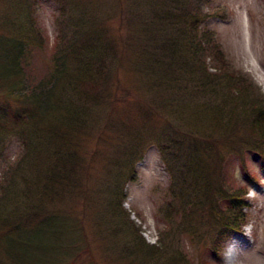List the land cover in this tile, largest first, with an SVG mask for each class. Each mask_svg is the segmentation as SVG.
<instances>
[{"label": "trees", "instance_id": "trees-1", "mask_svg": "<svg viewBox=\"0 0 264 264\" xmlns=\"http://www.w3.org/2000/svg\"><path fill=\"white\" fill-rule=\"evenodd\" d=\"M59 1L64 7L48 73L29 78L34 60L44 51L39 28L0 33V153L11 140L20 142L23 151L0 183V264H95L81 221L50 206L78 188L79 169L85 166L81 143L97 126L94 107L101 103L125 104L122 117L113 121L119 127L110 129H117L123 144L121 166L131 159L134 167L155 146L171 180L173 200L167 210L188 217L198 207H209L204 211L216 232L208 254L218 256L230 235L246 224L242 210L249 206L242 198L245 188H235L230 171L222 170L234 152L238 157L254 152L264 160V101L253 96L251 82L225 60L212 35L200 33L208 0H146L145 6L152 8L141 16L139 10L120 7L119 16L125 18L124 27L116 28L119 36L89 12L73 16L77 5L71 0ZM126 51L133 55L129 67L142 77L139 84L148 99L111 96L109 79ZM206 59L210 66H204ZM184 97L187 101L180 100ZM157 99L164 106L162 127H152L156 115L143 112L156 108ZM238 102L247 107L239 109ZM243 111L253 119L249 148L245 141H233L236 134L242 138ZM202 115L205 126L198 122ZM227 139L235 150L223 154L221 140ZM128 174V181H135L136 172ZM123 199L118 197L113 212L128 227L127 215L117 208ZM218 203L224 206L223 218L215 220L211 208ZM134 237L140 241L137 233ZM136 246L143 258L154 249ZM170 260L165 264L211 263L202 258L190 263L182 253Z\"/></svg>", "mask_w": 264, "mask_h": 264}, {"label": "rangeland", "instance_id": "rangeland-1", "mask_svg": "<svg viewBox=\"0 0 264 264\" xmlns=\"http://www.w3.org/2000/svg\"><path fill=\"white\" fill-rule=\"evenodd\" d=\"M71 1L77 5L76 12H72L73 16L89 12L95 16L100 26L109 28L110 34L118 36L119 30L116 28L119 25L124 27L125 18L119 16L120 7L130 9L132 13L139 10L140 16L152 8L151 5L145 6L146 0ZM137 3H140V8ZM62 6L63 3L59 0H0V33L8 34L13 29L15 31L24 29L26 32L27 27L39 28L41 31L44 51L37 57L34 52L36 59L29 70L31 80L43 71L48 73L50 69L56 22L61 15L64 7ZM203 12L205 18L199 25L200 33L207 31L212 35L225 60L235 70L246 75L251 82L253 96L264 101V0H208ZM141 18L144 19V16ZM178 42L182 43L183 39H179ZM209 53L206 52L204 56ZM181 57L179 62L183 60ZM132 60L131 52L126 51L121 55L122 65L112 72L109 79L112 85L111 96L118 93L117 98L129 94L142 100L148 99L150 96H147L139 84L142 77L140 80V76L129 67ZM210 64L206 59L204 66ZM207 71L212 72L210 68ZM112 98L117 100L115 97ZM180 100L187 101L185 97ZM100 105L94 107V114L99 118L95 122L97 126L93 127L87 134L88 137L84 138L85 142L81 143V160L85 162L86 168L80 162L82 165L79 169L78 188L65 199H59L57 204L55 201L50 206L52 210L70 212L81 221L95 264H165L171 261L172 256L181 253L190 263L199 262L202 258L211 262L210 264H264V160L260 155L246 152L247 154L241 153L238 157L234 152L226 157L222 171L225 169L230 171L235 188H245L242 198L249 204L248 208L242 210L246 215V224L241 227L239 233L246 242L234 256L227 253L228 249L224 248L225 242L222 251L213 257L208 254V247L216 230L214 222L207 218L204 211L209 207H198L188 217L170 213L167 204L173 200L168 193L171 180L159 151L155 146H151L142 153L141 160L135 163L134 167L131 159L124 167L121 166L120 159L125 152L122 150L123 144L118 134L116 135L117 129H114L115 133L110 129L112 126L119 127L118 123L113 121H118L122 117L121 112L125 104L117 107L103 103ZM237 105L241 110L246 106L241 102ZM154 106H156L154 109L147 106L148 110L144 109L143 112H153L156 120L151 124L152 127L157 124L162 127L164 106L159 100ZM108 111L114 116L108 114ZM138 113L136 116H140ZM247 116V112L241 113L243 126L238 132L242 138L236 134L233 141H245L249 148L250 143L246 141L249 139L248 131L253 119L246 118ZM203 119H206L205 115L198 118L201 126L206 125ZM209 126V131L214 132L211 125ZM228 142V139L226 142L221 140L223 154L235 150L232 148L233 144L229 146ZM1 150L0 183L10 166L15 165V161L23 154L21 144L16 140H11L8 146L4 147V150L1 147ZM129 170L136 172L135 181H128ZM120 195L124 199L117 208L123 216L127 215L125 223L128 227H123L121 221L114 216ZM218 205L219 203L213 204L211 208L215 211L211 214L215 220L223 218L221 209L224 210V206L219 208ZM180 227L187 232L182 233ZM136 233L140 237L138 242L134 237ZM137 243H144V247L153 246L154 249L143 258L142 253L137 250Z\"/></svg>", "mask_w": 264, "mask_h": 264}]
</instances>
